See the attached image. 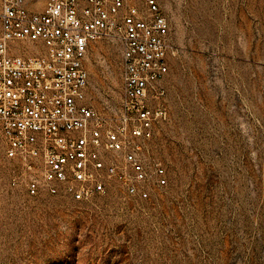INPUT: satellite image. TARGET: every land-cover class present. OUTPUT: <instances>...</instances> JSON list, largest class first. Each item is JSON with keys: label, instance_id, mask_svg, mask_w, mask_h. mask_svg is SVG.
I'll list each match as a JSON object with an SVG mask.
<instances>
[{"label": "rangeland", "instance_id": "374dc122", "mask_svg": "<svg viewBox=\"0 0 264 264\" xmlns=\"http://www.w3.org/2000/svg\"><path fill=\"white\" fill-rule=\"evenodd\" d=\"M157 1L170 24L169 119L144 158L167 185L142 199L104 174L105 192L86 201L32 196L34 171L7 157L0 127V264H264V0ZM121 60L118 40L102 38L86 62L87 102L107 121Z\"/></svg>", "mask_w": 264, "mask_h": 264}, {"label": "built area", "instance_id": "2783aa9c", "mask_svg": "<svg viewBox=\"0 0 264 264\" xmlns=\"http://www.w3.org/2000/svg\"><path fill=\"white\" fill-rule=\"evenodd\" d=\"M0 0V127L6 155L29 173L28 193H64L86 201L103 193V176L142 199L147 185H167L165 169L144 150L168 121L164 80L170 24L157 0L145 9L126 0ZM121 47L120 110L107 121L89 105L91 45ZM116 153L120 163L108 162Z\"/></svg>", "mask_w": 264, "mask_h": 264}, {"label": "crops", "instance_id": "0c3cea01", "mask_svg": "<svg viewBox=\"0 0 264 264\" xmlns=\"http://www.w3.org/2000/svg\"><path fill=\"white\" fill-rule=\"evenodd\" d=\"M40 7H42V5H41ZM40 7H39V8H40Z\"/></svg>", "mask_w": 264, "mask_h": 264}]
</instances>
